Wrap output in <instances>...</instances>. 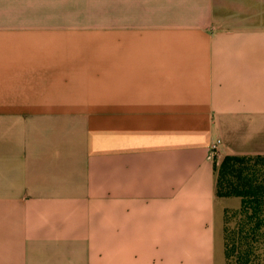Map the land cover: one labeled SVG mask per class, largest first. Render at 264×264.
<instances>
[{"label":"crops","instance_id":"1","mask_svg":"<svg viewBox=\"0 0 264 264\" xmlns=\"http://www.w3.org/2000/svg\"><path fill=\"white\" fill-rule=\"evenodd\" d=\"M218 138L264 154V0H0V264H224Z\"/></svg>","mask_w":264,"mask_h":264},{"label":"trees","instance_id":"2","mask_svg":"<svg viewBox=\"0 0 264 264\" xmlns=\"http://www.w3.org/2000/svg\"><path fill=\"white\" fill-rule=\"evenodd\" d=\"M214 173L216 196L239 199L237 207L224 210L227 220L237 217L233 228H225L226 263L264 264L256 260L264 241V154L215 157Z\"/></svg>","mask_w":264,"mask_h":264},{"label":"rangeland","instance_id":"3","mask_svg":"<svg viewBox=\"0 0 264 264\" xmlns=\"http://www.w3.org/2000/svg\"><path fill=\"white\" fill-rule=\"evenodd\" d=\"M225 208L227 209H234V206H229L226 203L219 204L217 208V216H216V227H217V245L220 251L223 252L224 255V264L226 263V257H225V228L227 227L233 228L235 225V222L237 220V217H232L230 220H227L225 217ZM257 244V243H256ZM256 260L257 261H263L264 260V241L260 242L258 244V249L256 250Z\"/></svg>","mask_w":264,"mask_h":264},{"label":"built area","instance_id":"4","mask_svg":"<svg viewBox=\"0 0 264 264\" xmlns=\"http://www.w3.org/2000/svg\"><path fill=\"white\" fill-rule=\"evenodd\" d=\"M221 144V140L218 138L211 144V153L214 157H218L219 155V145Z\"/></svg>","mask_w":264,"mask_h":264}]
</instances>
